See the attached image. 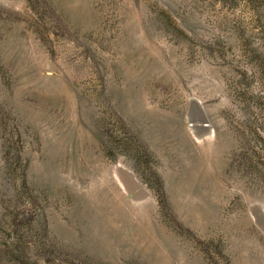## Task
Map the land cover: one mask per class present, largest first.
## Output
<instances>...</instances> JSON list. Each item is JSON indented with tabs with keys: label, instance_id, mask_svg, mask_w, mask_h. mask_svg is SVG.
Segmentation results:
<instances>
[{
	"label": "rangeland",
	"instance_id": "1",
	"mask_svg": "<svg viewBox=\"0 0 264 264\" xmlns=\"http://www.w3.org/2000/svg\"><path fill=\"white\" fill-rule=\"evenodd\" d=\"M0 264H264V0H0Z\"/></svg>",
	"mask_w": 264,
	"mask_h": 264
}]
</instances>
